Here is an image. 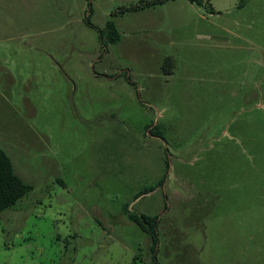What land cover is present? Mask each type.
Here are the masks:
<instances>
[{"label": "rangeland", "instance_id": "obj_1", "mask_svg": "<svg viewBox=\"0 0 264 264\" xmlns=\"http://www.w3.org/2000/svg\"><path fill=\"white\" fill-rule=\"evenodd\" d=\"M143 1L0 0V264H264V0Z\"/></svg>", "mask_w": 264, "mask_h": 264}, {"label": "trees", "instance_id": "obj_2", "mask_svg": "<svg viewBox=\"0 0 264 264\" xmlns=\"http://www.w3.org/2000/svg\"><path fill=\"white\" fill-rule=\"evenodd\" d=\"M165 0H147L142 3L130 7L133 10H139L144 7L154 6L156 4L163 3ZM201 1V0H199ZM128 8V10L130 9ZM104 32L107 33L108 39L111 42H118L121 38L118 28L113 20L106 23ZM172 65V59L167 57L164 66L170 67ZM164 179L160 180L159 183L143 188L138 192L134 200L138 199L140 196L154 191L159 186L163 185ZM32 186L27 184L16 172L9 155L0 148V216L2 212L17 204L25 195H27L31 190ZM124 211L128 214L129 218L136 223H138L151 237L153 245L152 251L154 253V262L152 264H161L157 259V246L159 244V225L160 217L159 215H152L147 213H137L130 210V203L127 202L124 205Z\"/></svg>", "mask_w": 264, "mask_h": 264}]
</instances>
